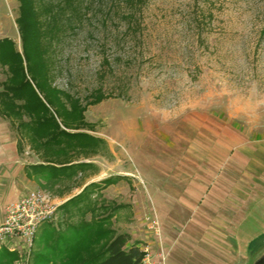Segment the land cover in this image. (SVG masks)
<instances>
[{
  "label": "rangeland",
  "instance_id": "1",
  "mask_svg": "<svg viewBox=\"0 0 264 264\" xmlns=\"http://www.w3.org/2000/svg\"><path fill=\"white\" fill-rule=\"evenodd\" d=\"M89 1L80 22L79 0H37L53 3L55 12L57 3L65 7L48 53L52 85L83 104L99 87L112 95L88 105V124H77L104 139L108 149L60 159L100 162V176L112 174V185L99 183L103 190L92 194L95 205L107 206L98 209L100 216L111 214L107 240L127 232L128 245L146 241L142 249H150L153 264H255L264 257V189H246L245 200L244 189L221 192L220 162L264 138V0H145L135 8L126 0ZM19 5L0 0V39H13L22 52ZM133 12L131 27L127 16ZM8 75L0 63V83ZM14 122L0 114L2 161L58 159L31 147ZM82 174L79 186L87 181ZM18 178L22 185L24 175ZM72 179L62 188L50 189L44 179L23 187L46 191L57 209L39 226L31 247L0 245L17 252L13 264L32 263L40 238L45 243L52 237L51 223L63 230L79 223V209L60 208L83 190L71 189ZM153 222L156 229L149 227Z\"/></svg>",
  "mask_w": 264,
  "mask_h": 264
},
{
  "label": "trees",
  "instance_id": "2",
  "mask_svg": "<svg viewBox=\"0 0 264 264\" xmlns=\"http://www.w3.org/2000/svg\"><path fill=\"white\" fill-rule=\"evenodd\" d=\"M18 1L19 16L16 22L23 50L20 52L16 43L9 37L0 39V63L7 66L9 71L6 80L0 83L3 86L0 90V114L13 122L14 119L19 120L14 123L20 132L28 135L31 147L39 151L43 147L45 155L58 158L44 159L30 166L37 178L55 185L62 179L73 178L78 173L86 172L92 165L85 162L69 164V160L60 162L61 158L67 160L70 155L79 152L90 157L103 153L104 147L108 149L104 139L80 131L84 128L77 124H88L84 120L88 105L98 104L112 95L99 87L85 96L86 103L83 104L81 98L73 97L52 85L48 53L52 51V43L57 40L61 31L58 20L65 7L57 3L60 12H55V5L50 2H42L39 5L37 0ZM68 1L70 4V0ZM126 1L131 8L145 2ZM90 2L79 0L80 22L88 15L87 6ZM127 18L130 19V26L134 27L135 13H131ZM105 63L109 61L106 59ZM63 97L69 100L70 110ZM62 107L67 118L60 111ZM25 115L27 120L24 119ZM18 144L22 150L20 138ZM104 183L111 184V178L105 179ZM92 184L84 187L78 195L60 207L68 213H71L73 208L79 209L82 217L79 223L71 224L67 230L58 229L51 223L48 231L52 237L45 243V239L41 241L40 238V250L34 251L31 264H145L146 251L136 244L128 245L131 240L129 233H116L107 240L113 231L107 223L111 214L100 216L98 209L107 206L95 205L92 194L97 189H88ZM70 204H73V207L68 208ZM88 213L92 214L91 219L86 218ZM47 247L49 250L45 251ZM17 256V252L4 248L0 250V264H13Z\"/></svg>",
  "mask_w": 264,
  "mask_h": 264
},
{
  "label": "crops",
  "instance_id": "3",
  "mask_svg": "<svg viewBox=\"0 0 264 264\" xmlns=\"http://www.w3.org/2000/svg\"><path fill=\"white\" fill-rule=\"evenodd\" d=\"M14 148L18 154L21 153L19 149L18 139L14 143ZM80 160L79 158H77L69 162V164H77ZM0 161V223H2L5 218V208L8 205V202L17 200L28 191L33 190L23 189V187H33L35 185H41V180L33 174V170H31L30 166L42 161L36 162L24 160L20 163L19 158L14 156L11 157V159L6 158L4 161L0 159ZM233 164L235 165L233 166ZM220 168L224 171L221 172V178H223L220 183L221 192L225 191V193H227L226 191L228 189H244V192L246 189H264V138L261 139L258 144L239 146L238 149H236L234 157L228 159V156L225 155L224 159L220 162ZM101 172V165L100 162H98L95 165H90L87 168L86 172L81 175L87 177V181L83 182L81 186H79V173L75 175L73 179H62L60 183H57L55 185L58 188H62V185L64 186L66 183H69L68 181L72 179L73 184L70 186H73V188L71 189H78L77 192H79V189H84V187L90 185L91 183L93 184L89 186L88 189L93 186L96 187V185V189H101V187L98 186L99 183L102 184L104 189H107L112 185V183L106 185L104 181L105 179L110 178V175L112 174L100 176ZM22 174L24 175L23 179H21ZM94 176L96 177L94 178ZM18 177H20L23 183L22 185L18 182ZM37 180H40V182ZM6 182L9 186H4ZM42 182L43 185H51V187L49 188L53 189V184L47 183L46 181ZM231 183L232 186H229L231 185ZM8 187L9 189H7ZM226 197L228 196L226 195ZM243 198L244 200L248 199L247 192L244 193ZM138 241L139 243L134 244L143 248L142 245L146 241Z\"/></svg>",
  "mask_w": 264,
  "mask_h": 264
},
{
  "label": "built area",
  "instance_id": "4",
  "mask_svg": "<svg viewBox=\"0 0 264 264\" xmlns=\"http://www.w3.org/2000/svg\"><path fill=\"white\" fill-rule=\"evenodd\" d=\"M56 209L57 204L51 195L41 189L30 190L17 200L10 202L6 206L5 218L0 223V245L10 242L16 245L24 242L31 247L39 226L51 219ZM149 227L156 229V223L153 222ZM145 251L144 263L153 264L150 249L147 248Z\"/></svg>",
  "mask_w": 264,
  "mask_h": 264
},
{
  "label": "water",
  "instance_id": "5",
  "mask_svg": "<svg viewBox=\"0 0 264 264\" xmlns=\"http://www.w3.org/2000/svg\"><path fill=\"white\" fill-rule=\"evenodd\" d=\"M255 264H264V257H262L259 261H257Z\"/></svg>",
  "mask_w": 264,
  "mask_h": 264
}]
</instances>
